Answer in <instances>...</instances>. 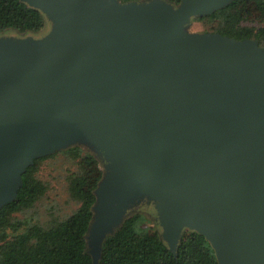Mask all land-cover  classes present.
Returning a JSON list of instances; mask_svg holds the SVG:
<instances>
[{
  "label": "water",
  "instance_id": "obj_1",
  "mask_svg": "<svg viewBox=\"0 0 264 264\" xmlns=\"http://www.w3.org/2000/svg\"><path fill=\"white\" fill-rule=\"evenodd\" d=\"M42 36L0 34V209L34 160L89 148L104 175L93 264L141 206L177 256L186 229L218 264H264V47L195 32L233 0H20Z\"/></svg>",
  "mask_w": 264,
  "mask_h": 264
},
{
  "label": "trees",
  "instance_id": "obj_2",
  "mask_svg": "<svg viewBox=\"0 0 264 264\" xmlns=\"http://www.w3.org/2000/svg\"><path fill=\"white\" fill-rule=\"evenodd\" d=\"M169 1L179 4L181 0ZM196 20L211 23L214 32L237 39L253 38L264 47V0H233ZM48 30L49 22L40 10L20 0H0V33L42 36ZM61 152L77 164L67 178L68 191L79 203L78 208L47 226L18 217L19 213L32 209L47 192L48 185L39 171L43 161L57 153L35 159L23 174L17 198L0 209V264H93L86 234L97 200L95 190L104 175L103 165L94 154L78 145ZM145 208L131 213L123 226L107 238L100 264H218L210 242L190 229L184 231L175 256L161 238V228L146 224Z\"/></svg>",
  "mask_w": 264,
  "mask_h": 264
},
{
  "label": "rangeland",
  "instance_id": "obj_3",
  "mask_svg": "<svg viewBox=\"0 0 264 264\" xmlns=\"http://www.w3.org/2000/svg\"><path fill=\"white\" fill-rule=\"evenodd\" d=\"M190 30L195 32H214L212 31L211 23L196 19L190 26ZM78 146L82 147L84 150L91 152L89 148L83 145ZM61 151L43 161V164L39 171V176L47 183L48 190L37 201L36 205L32 209L18 214V217L20 219L29 222H38L43 226H47L55 219L66 218L78 208L79 203L71 197L68 191L67 178L69 173L77 169V164L74 159ZM139 208H137L136 210L138 211ZM148 209L150 208H145V215L147 216L146 224H156L157 226L158 224L156 221L154 210L149 211Z\"/></svg>",
  "mask_w": 264,
  "mask_h": 264
}]
</instances>
